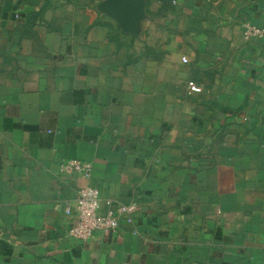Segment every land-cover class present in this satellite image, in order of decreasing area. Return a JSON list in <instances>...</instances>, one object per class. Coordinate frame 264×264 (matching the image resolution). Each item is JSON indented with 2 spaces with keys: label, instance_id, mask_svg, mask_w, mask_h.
<instances>
[{
  "label": "crops",
  "instance_id": "crops-1",
  "mask_svg": "<svg viewBox=\"0 0 264 264\" xmlns=\"http://www.w3.org/2000/svg\"><path fill=\"white\" fill-rule=\"evenodd\" d=\"M105 1L0 0V264H264V0ZM83 186L134 222L73 238Z\"/></svg>",
  "mask_w": 264,
  "mask_h": 264
},
{
  "label": "built area",
  "instance_id": "built-area-1",
  "mask_svg": "<svg viewBox=\"0 0 264 264\" xmlns=\"http://www.w3.org/2000/svg\"><path fill=\"white\" fill-rule=\"evenodd\" d=\"M243 36L246 40L264 37V17L261 25L244 23ZM183 61L188 59L183 57ZM188 88L191 93H199L201 87L190 81ZM61 170L64 173L77 174L83 178L92 176L91 163L68 159L62 162ZM138 206L135 203L124 204L112 200L105 201L100 189L92 186H83L77 190L74 207L68 206L66 214L74 216V224L70 235L78 240L88 241L97 232H112L118 229L121 221L134 222V214Z\"/></svg>",
  "mask_w": 264,
  "mask_h": 264
},
{
  "label": "water",
  "instance_id": "water-1",
  "mask_svg": "<svg viewBox=\"0 0 264 264\" xmlns=\"http://www.w3.org/2000/svg\"><path fill=\"white\" fill-rule=\"evenodd\" d=\"M143 8L144 0H107L102 4V9L128 30L137 27Z\"/></svg>",
  "mask_w": 264,
  "mask_h": 264
},
{
  "label": "rangeland",
  "instance_id": "rangeland-1",
  "mask_svg": "<svg viewBox=\"0 0 264 264\" xmlns=\"http://www.w3.org/2000/svg\"><path fill=\"white\" fill-rule=\"evenodd\" d=\"M190 82V81H189Z\"/></svg>",
  "mask_w": 264,
  "mask_h": 264
}]
</instances>
